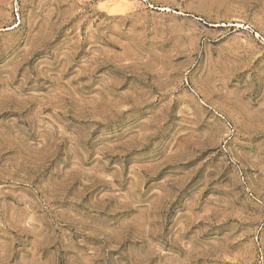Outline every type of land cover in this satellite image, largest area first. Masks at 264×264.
Returning a JSON list of instances; mask_svg holds the SVG:
<instances>
[{
    "label": "rangeland",
    "instance_id": "1",
    "mask_svg": "<svg viewBox=\"0 0 264 264\" xmlns=\"http://www.w3.org/2000/svg\"><path fill=\"white\" fill-rule=\"evenodd\" d=\"M0 264H264V0H0Z\"/></svg>",
    "mask_w": 264,
    "mask_h": 264
},
{
    "label": "bare ground",
    "instance_id": "2",
    "mask_svg": "<svg viewBox=\"0 0 264 264\" xmlns=\"http://www.w3.org/2000/svg\"><path fill=\"white\" fill-rule=\"evenodd\" d=\"M117 2H118V1H117ZM117 2H116V3H117ZM126 3H127V2H126ZM119 4H120V3H119ZM116 5H117V4H116ZM122 6H123V5H122ZM117 7H118V6H117ZM120 8H121V7H120ZM167 10H168V9H167Z\"/></svg>",
    "mask_w": 264,
    "mask_h": 264
}]
</instances>
